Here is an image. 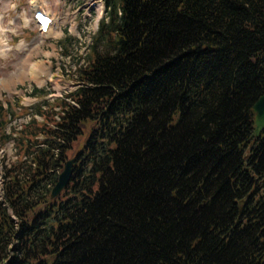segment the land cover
Here are the masks:
<instances>
[{
    "label": "trees",
    "instance_id": "1",
    "mask_svg": "<svg viewBox=\"0 0 264 264\" xmlns=\"http://www.w3.org/2000/svg\"><path fill=\"white\" fill-rule=\"evenodd\" d=\"M106 5L58 111L0 106V264H264V0Z\"/></svg>",
    "mask_w": 264,
    "mask_h": 264
},
{
    "label": "rangeland",
    "instance_id": "2",
    "mask_svg": "<svg viewBox=\"0 0 264 264\" xmlns=\"http://www.w3.org/2000/svg\"><path fill=\"white\" fill-rule=\"evenodd\" d=\"M59 1L63 4L55 6L51 0H43L46 12L51 14L56 11L62 17L67 10L75 7V4L67 0ZM0 16L4 29L0 37L9 48L4 56H0V106L6 112L5 117L8 120L7 126L0 133L9 134L14 130H21L23 125L33 118L42 122L43 117L38 114L39 110L49 113L58 111V108L51 106H54L56 100L75 90L72 85H64L59 81L57 82L59 85L54 82L58 86L55 88L47 79L35 84L32 80L34 71L29 68L32 66L33 70L56 76L60 71L75 67L76 77L78 67L88 62L94 38L100 25L108 18V14L106 18L98 21L96 26L95 20L79 21L77 24L79 38L75 36L77 32L65 30L64 19H61L60 30H57L59 37L44 42L37 37L36 26L30 19L27 0H0ZM56 62H59L58 67L55 66ZM33 89L40 90L41 95H33ZM85 137L86 134L73 144L72 151L68 153V160L72 158ZM14 142L10 140L4 145L0 143V177L3 166H9L16 161L17 148Z\"/></svg>",
    "mask_w": 264,
    "mask_h": 264
},
{
    "label": "water",
    "instance_id": "3",
    "mask_svg": "<svg viewBox=\"0 0 264 264\" xmlns=\"http://www.w3.org/2000/svg\"><path fill=\"white\" fill-rule=\"evenodd\" d=\"M254 126L253 137H258L260 132L264 129V94L253 105ZM74 159H69L63 166L62 171L57 177L56 183L50 191V198L55 199L66 189L70 182L72 174V166Z\"/></svg>",
    "mask_w": 264,
    "mask_h": 264
},
{
    "label": "bare ground",
    "instance_id": "4",
    "mask_svg": "<svg viewBox=\"0 0 264 264\" xmlns=\"http://www.w3.org/2000/svg\"><path fill=\"white\" fill-rule=\"evenodd\" d=\"M97 5H99V3L101 2L100 0H97ZM49 17V16H48ZM50 27V26H49ZM49 27L47 28V31H49ZM4 32V29L2 28V17L0 16V34H2ZM7 44L4 42V40L0 37V56H4L6 51L9 50V48H7ZM31 71H33L32 66L29 68ZM41 71L39 72H34V78L36 75L40 74ZM32 73V72H31Z\"/></svg>",
    "mask_w": 264,
    "mask_h": 264
}]
</instances>
